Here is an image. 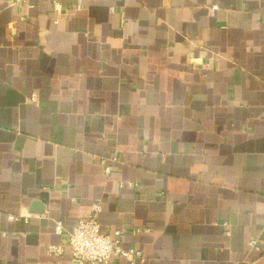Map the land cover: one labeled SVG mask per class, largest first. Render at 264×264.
<instances>
[{"label": "crops", "instance_id": "crops-1", "mask_svg": "<svg viewBox=\"0 0 264 264\" xmlns=\"http://www.w3.org/2000/svg\"><path fill=\"white\" fill-rule=\"evenodd\" d=\"M52 1L0 0V264L96 199L108 264H264V0Z\"/></svg>", "mask_w": 264, "mask_h": 264}, {"label": "built area", "instance_id": "built-area-1", "mask_svg": "<svg viewBox=\"0 0 264 264\" xmlns=\"http://www.w3.org/2000/svg\"><path fill=\"white\" fill-rule=\"evenodd\" d=\"M14 4L21 5L26 3L27 0H12ZM53 9L59 14L65 15L63 4L58 0L52 1ZM77 9L81 8L80 4H77ZM115 7H111V11H114ZM58 22V18L55 20ZM209 67V63L206 64ZM33 100L37 99V94L32 96ZM117 157L114 156L112 161L115 162ZM113 162L107 163L106 160H102L105 165L106 175H110L113 170ZM128 185L132 183L128 182ZM102 210V201L96 199L92 202L91 212L88 217L80 219L76 226L67 231L61 223L56 224V231L59 234L67 233V246L66 245H50L49 252L55 256H61L65 253L66 247L70 250L71 260L76 264H108L111 262L114 256L121 255L124 257L140 256V252L134 249H124L121 246V237L124 233L122 230H117L114 233L103 232L100 230V224L98 220L99 213ZM26 216V215H25ZM23 214L8 215L11 221L19 220L25 217ZM27 218V217H26ZM227 234L230 232L227 231ZM252 249H259L257 239L250 241ZM245 264H257L256 262H247Z\"/></svg>", "mask_w": 264, "mask_h": 264}]
</instances>
